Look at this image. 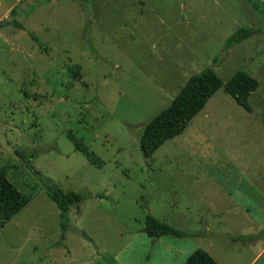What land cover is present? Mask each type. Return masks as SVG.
I'll list each match as a JSON object with an SVG mask.
<instances>
[{
	"label": "rangeland",
	"instance_id": "1",
	"mask_svg": "<svg viewBox=\"0 0 264 264\" xmlns=\"http://www.w3.org/2000/svg\"><path fill=\"white\" fill-rule=\"evenodd\" d=\"M13 19L0 171L30 202L0 227V264H182L197 248L264 264V0H0V23ZM241 27L252 33L228 47ZM207 66L254 77L251 110L221 87L145 158L144 124ZM47 186L85 196L65 232ZM148 216L189 235L150 237Z\"/></svg>",
	"mask_w": 264,
	"mask_h": 264
},
{
	"label": "trees",
	"instance_id": "2",
	"mask_svg": "<svg viewBox=\"0 0 264 264\" xmlns=\"http://www.w3.org/2000/svg\"><path fill=\"white\" fill-rule=\"evenodd\" d=\"M15 14L14 8L10 10ZM13 23L21 26L16 20L0 23V27ZM251 28L241 27L234 31L226 40L229 47L250 36ZM34 39V38H33ZM215 60V58H214ZM228 93L234 101L245 110L250 111L248 98L257 89L258 81L246 71H236L225 82L217 75L211 66H207L188 77L184 85L179 89L170 103L157 112L143 126L139 139V148L145 158L150 159L156 149L166 140L173 138L187 127L191 119L199 112L207 101L219 89ZM74 144V148L80 151L87 160L96 167L102 166L101 159L95 152L88 149L82 141L68 134ZM46 192L49 198L59 209V223L63 232L69 228V209L72 205H77L85 196L74 190L64 191L57 186H47ZM30 202V198L25 196L6 176L4 171H0V227H3L15 214ZM145 233L150 237H161L164 235H175L185 237L189 232L177 229L171 225L161 222L151 216L147 217L145 223ZM234 240L240 236H233ZM182 264H219L206 250L197 248L192 251Z\"/></svg>",
	"mask_w": 264,
	"mask_h": 264
},
{
	"label": "crops",
	"instance_id": "3",
	"mask_svg": "<svg viewBox=\"0 0 264 264\" xmlns=\"http://www.w3.org/2000/svg\"><path fill=\"white\" fill-rule=\"evenodd\" d=\"M191 120H192V119H191ZM189 123H190V122H189ZM187 126H188V125H187ZM184 130H185V129H184ZM184 130H183V131H184ZM180 134H181V133H180ZM220 213H221V211H220Z\"/></svg>",
	"mask_w": 264,
	"mask_h": 264
},
{
	"label": "water",
	"instance_id": "4",
	"mask_svg": "<svg viewBox=\"0 0 264 264\" xmlns=\"http://www.w3.org/2000/svg\"><path fill=\"white\" fill-rule=\"evenodd\" d=\"M142 231L145 232V228Z\"/></svg>",
	"mask_w": 264,
	"mask_h": 264
}]
</instances>
